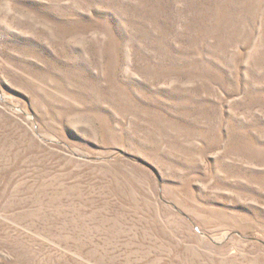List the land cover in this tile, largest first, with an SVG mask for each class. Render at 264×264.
I'll return each instance as SVG.
<instances>
[{
	"label": "rangeland",
	"instance_id": "374dc122",
	"mask_svg": "<svg viewBox=\"0 0 264 264\" xmlns=\"http://www.w3.org/2000/svg\"><path fill=\"white\" fill-rule=\"evenodd\" d=\"M0 264H264V0H0Z\"/></svg>",
	"mask_w": 264,
	"mask_h": 264
}]
</instances>
